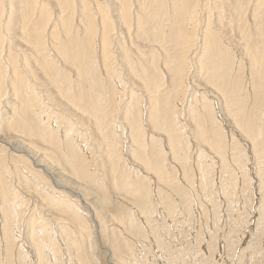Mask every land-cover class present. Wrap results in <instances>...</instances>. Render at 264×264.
Instances as JSON below:
<instances>
[{
    "label": "bare ground",
    "instance_id": "obj_1",
    "mask_svg": "<svg viewBox=\"0 0 264 264\" xmlns=\"http://www.w3.org/2000/svg\"><path fill=\"white\" fill-rule=\"evenodd\" d=\"M252 169L264 264V0H0V264H226Z\"/></svg>",
    "mask_w": 264,
    "mask_h": 264
},
{
    "label": "rangeland",
    "instance_id": "obj_2",
    "mask_svg": "<svg viewBox=\"0 0 264 264\" xmlns=\"http://www.w3.org/2000/svg\"><path fill=\"white\" fill-rule=\"evenodd\" d=\"M240 140V144L242 146V148L247 152V157L249 155V159L251 161V153H250V146L248 145V143H246L244 140H241V138H239ZM242 141V142H241ZM244 141V142H243ZM244 146V147H243ZM247 146V147H245ZM246 148V149H245ZM249 149V150H248ZM244 151V152H245ZM251 162H249L250 164ZM251 175V181H252V184H251V189H252V193L250 194L251 196V199L253 200L251 202V207H250V210H249V216L248 218L246 219L247 220V224L242 228L243 229V232H242V235L238 236L235 238L236 240V246H235V249L234 251H229V253L226 254L225 257H227V263L226 264H251L250 262H252L253 260V257L252 256H248L249 252L248 251H245L244 248L247 246L248 244V240H249V230L251 228H253L256 223V219H257V216H258V211H257V205H258V200H259V197H260V192L258 190V186H257V179L254 178V175H255V172L254 170L252 169L251 170V173H249ZM253 177V179H252ZM254 181V182H253ZM257 190V191H256ZM215 194V193H214ZM256 203V204H255ZM205 204L207 206H209L207 204V202H205ZM205 205V206H206ZM255 205V206H254ZM253 206V207H252ZM195 208H200V205L196 204L194 206V209ZM255 214V215H254ZM254 223V224H253ZM250 226V227H249ZM249 228V229H248ZM184 232H186V230L184 229L183 230ZM195 233H197V231H193V234L191 231H189V234L187 233V236H186V241L184 240L183 242H181V245L184 246V244L186 245L187 243H189L190 245L191 244H194L195 241L193 240L195 238ZM248 233V234H247ZM179 237V238H178ZM175 238L178 239V241H176L177 243H179L181 239V236L177 234H175ZM244 238V239H243ZM246 238V239H245ZM247 240V241H246ZM186 242V243H185ZM245 242V243H244ZM106 246H108L109 244L106 242L104 243ZM175 244V243H174ZM208 244V241H205L203 242V244H201L200 246V250H202L206 245ZM246 244V245H245ZM264 246V243L262 244ZM153 247H155V250L154 248H152V256L149 257L151 258L154 262H156L157 264H166L165 262V258L163 257V255L159 252L158 248L153 245ZM169 247H174L173 245L169 246ZM243 247V248H242ZM98 254L96 253V256H97V263L99 264H108L107 262V256H106V253L104 251L103 248H98L97 250ZM248 252V253H247ZM99 255V257H98ZM160 255V256H159ZM110 259L111 261H115L116 260V257L115 256H110ZM99 260V261H98ZM259 264H262V262H260Z\"/></svg>",
    "mask_w": 264,
    "mask_h": 264
}]
</instances>
